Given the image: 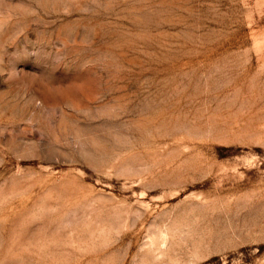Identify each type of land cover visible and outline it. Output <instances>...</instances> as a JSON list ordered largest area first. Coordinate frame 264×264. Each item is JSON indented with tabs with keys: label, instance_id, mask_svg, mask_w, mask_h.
<instances>
[{
	"label": "rangeland",
	"instance_id": "1",
	"mask_svg": "<svg viewBox=\"0 0 264 264\" xmlns=\"http://www.w3.org/2000/svg\"><path fill=\"white\" fill-rule=\"evenodd\" d=\"M0 264H264V0H0Z\"/></svg>",
	"mask_w": 264,
	"mask_h": 264
}]
</instances>
